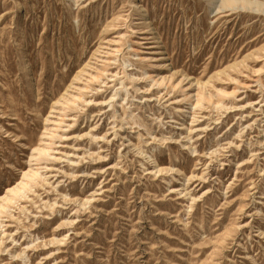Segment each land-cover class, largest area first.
Returning <instances> with one entry per match:
<instances>
[{"label": "rangeland", "instance_id": "374dc122", "mask_svg": "<svg viewBox=\"0 0 264 264\" xmlns=\"http://www.w3.org/2000/svg\"><path fill=\"white\" fill-rule=\"evenodd\" d=\"M0 264H264V0H0Z\"/></svg>", "mask_w": 264, "mask_h": 264}, {"label": "bare ground", "instance_id": "6f19581e", "mask_svg": "<svg viewBox=\"0 0 264 264\" xmlns=\"http://www.w3.org/2000/svg\"><path fill=\"white\" fill-rule=\"evenodd\" d=\"M134 5H135V9H137V11H138V14H141V5L138 3V2H135L134 3ZM149 26H150V29H151V33H152V35H153V39H154V44H156V48L157 49H161V43H160V39H159V37H158V35H157V32L154 30V27L151 25V23L149 22ZM28 64H27V66H26V68L25 69H27V71H28ZM29 75V74H28ZM27 79H30V75L28 76V78Z\"/></svg>", "mask_w": 264, "mask_h": 264}]
</instances>
